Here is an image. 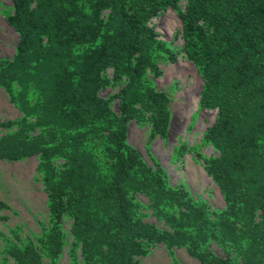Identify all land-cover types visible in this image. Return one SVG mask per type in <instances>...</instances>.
I'll return each instance as SVG.
<instances>
[{
    "label": "trees",
    "instance_id": "trees-1",
    "mask_svg": "<svg viewBox=\"0 0 264 264\" xmlns=\"http://www.w3.org/2000/svg\"><path fill=\"white\" fill-rule=\"evenodd\" d=\"M10 2L5 21L17 41L13 56L0 58V88L20 116L0 121V159L35 155L47 199L41 235L5 244L15 264H55L65 217L70 264H138L154 243L170 264H182L173 246L198 264H264V0ZM168 7L202 79L199 105L216 109L203 138L217 155L196 157L220 209L170 186L126 142L130 118L166 133L168 98L146 79L164 48L146 23ZM109 84L117 92L100 96ZM137 194L168 229L142 221Z\"/></svg>",
    "mask_w": 264,
    "mask_h": 264
},
{
    "label": "rangeland",
    "instance_id": "rangeland-1",
    "mask_svg": "<svg viewBox=\"0 0 264 264\" xmlns=\"http://www.w3.org/2000/svg\"><path fill=\"white\" fill-rule=\"evenodd\" d=\"M10 6V0H0V58L8 59L13 56L17 41L16 33L5 21ZM178 7L182 10L184 2H178ZM146 24L164 48L154 58L158 73H147L146 79L154 90L162 91L168 98L167 129L163 137L152 135L146 119L130 118L126 125V142L139 153L146 164L152 166L154 161L159 165L170 186L184 188L194 200L205 202L211 209L223 208L218 188L204 172L201 160L196 157L217 155V150L203 138L204 132L215 119L216 109L199 105L202 79L182 50L180 20L176 11L168 7L149 17ZM105 74L110 78L111 70L107 69ZM117 89V85L109 84L99 91V95H113ZM110 108L117 111V98L111 99ZM18 116L20 112L0 88V121ZM35 165V155L14 161L0 159V264H15L5 252V244L9 240L19 238L20 241H34L46 225V193L35 172ZM135 199L142 204L139 208L143 214L142 221L157 228L168 229L163 221L151 213L144 196L137 194ZM69 227L70 219L65 217L62 222L65 242L55 264H70ZM211 250L217 255L225 256L214 244ZM171 251L182 264H198L182 247L173 246ZM137 261L138 264H170L171 258L161 243H154L137 257Z\"/></svg>",
    "mask_w": 264,
    "mask_h": 264
}]
</instances>
